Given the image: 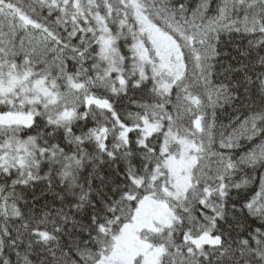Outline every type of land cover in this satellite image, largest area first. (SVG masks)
I'll use <instances>...</instances> for the list:
<instances>
[{
  "label": "snow or ice",
  "instance_id": "1",
  "mask_svg": "<svg viewBox=\"0 0 264 264\" xmlns=\"http://www.w3.org/2000/svg\"><path fill=\"white\" fill-rule=\"evenodd\" d=\"M0 264H264V0H0Z\"/></svg>",
  "mask_w": 264,
  "mask_h": 264
}]
</instances>
